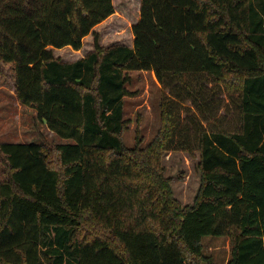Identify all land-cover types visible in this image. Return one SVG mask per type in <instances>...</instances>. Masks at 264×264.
<instances>
[{"label":"trees","instance_id":"trees-1","mask_svg":"<svg viewBox=\"0 0 264 264\" xmlns=\"http://www.w3.org/2000/svg\"><path fill=\"white\" fill-rule=\"evenodd\" d=\"M112 0H0V81L72 144L0 142V264H213L204 237H226V264H264V0H140L132 47H103L94 27ZM93 50L66 63L51 49ZM181 87L210 120L199 81L235 108V126L196 125L171 100L160 128L125 148L130 72ZM171 144L198 153L191 205L165 176Z\"/></svg>","mask_w":264,"mask_h":264},{"label":"rangeland","instance_id":"rangeland-1","mask_svg":"<svg viewBox=\"0 0 264 264\" xmlns=\"http://www.w3.org/2000/svg\"><path fill=\"white\" fill-rule=\"evenodd\" d=\"M114 14L97 25L93 31L99 37L103 47L125 45L132 47L131 26L138 21L140 0H112ZM93 50V37L88 35L79 51L69 47L51 49L55 58L70 63L83 58ZM130 84L127 89L134 92L124 99V119L127 129L122 134L125 148H132L135 134L141 138V147L154 139L160 128V103L171 100L179 112L181 126H187L188 141L191 146L195 141L196 125L212 130L221 120V125L230 129L235 126V108L221 91H212V85L206 79L199 82L205 89L201 92L207 108L210 110V120H205L192 105L186 92L174 81L168 80L160 85L149 72H130ZM12 81H0V142L9 143H44L49 146L56 144H72L50 132L45 125L36 119L35 111L19 104L11 88ZM171 151L163 157L165 176L170 178V186L174 197L181 205H191L199 187L200 173L197 167L198 153L189 155L171 144ZM3 167L0 165V181L3 179ZM203 252L209 256L213 264H226L229 258V244L226 237H204Z\"/></svg>","mask_w":264,"mask_h":264},{"label":"crops","instance_id":"crops-1","mask_svg":"<svg viewBox=\"0 0 264 264\" xmlns=\"http://www.w3.org/2000/svg\"><path fill=\"white\" fill-rule=\"evenodd\" d=\"M94 28H95V27H94ZM85 38H86V37H85ZM85 38H84V39H85ZM132 38H133V37H132ZM84 39H83V41H84ZM132 41H133V40H132ZM132 43H133V42H132ZM69 48H70V47H69ZM70 49H71V48H70ZM71 50H72V49H71ZM72 51H74V50H72ZM78 51H79V50H78ZM13 93H14V92H13Z\"/></svg>","mask_w":264,"mask_h":264}]
</instances>
